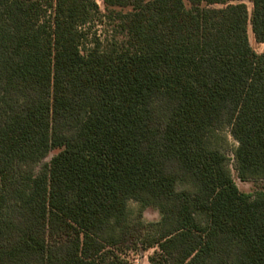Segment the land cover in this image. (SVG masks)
<instances>
[{
  "label": "trees",
  "instance_id": "1",
  "mask_svg": "<svg viewBox=\"0 0 264 264\" xmlns=\"http://www.w3.org/2000/svg\"><path fill=\"white\" fill-rule=\"evenodd\" d=\"M245 1L0 0V264H131L126 243L264 264V0Z\"/></svg>",
  "mask_w": 264,
  "mask_h": 264
},
{
  "label": "rangeland",
  "instance_id": "2",
  "mask_svg": "<svg viewBox=\"0 0 264 264\" xmlns=\"http://www.w3.org/2000/svg\"><path fill=\"white\" fill-rule=\"evenodd\" d=\"M100 9L103 10L104 4L103 0H96ZM246 5L248 7V10H251L252 4L250 1L246 0ZM114 23H107L104 22L102 24H97L95 26V30L97 31V34L100 35L101 38H111V35L114 33L113 31ZM248 37L251 46L253 49L260 53L264 50V42H256L253 34L251 32V27L248 25ZM117 39H122L123 36L121 34H116ZM90 38L86 40V44L89 42ZM236 145V142L233 140L230 134H227V149H228V154L233 157V148ZM51 154H49L45 160H48ZM231 172L233 175V178L235 180V183L237 184L238 188L244 192H249V193H254L258 189H260L263 185V181L261 179H250V180H241L238 178L237 173L234 168L233 164V159L231 161ZM128 207L134 211L138 208L137 202L134 200H129L128 201ZM142 216L143 219L146 221H154L159 219L160 214L157 209L152 208V207H146L142 210ZM129 245V243H126ZM124 245L121 246L122 248V255L131 263V264H150L149 262V256L154 253L156 250L155 247L152 248H146V249H141L138 247L137 249H134L132 247Z\"/></svg>",
  "mask_w": 264,
  "mask_h": 264
}]
</instances>
